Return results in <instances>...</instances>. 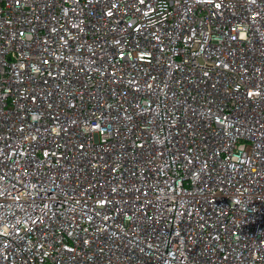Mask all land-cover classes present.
<instances>
[{
  "label": "built area",
  "instance_id": "obj_1",
  "mask_svg": "<svg viewBox=\"0 0 264 264\" xmlns=\"http://www.w3.org/2000/svg\"><path fill=\"white\" fill-rule=\"evenodd\" d=\"M0 264H264V0H0Z\"/></svg>",
  "mask_w": 264,
  "mask_h": 264
}]
</instances>
